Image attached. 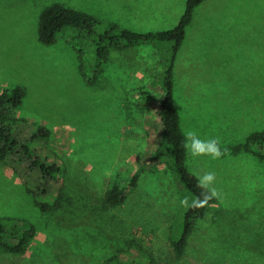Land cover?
<instances>
[{
    "label": "rangeland",
    "instance_id": "374dc122",
    "mask_svg": "<svg viewBox=\"0 0 264 264\" xmlns=\"http://www.w3.org/2000/svg\"><path fill=\"white\" fill-rule=\"evenodd\" d=\"M186 1L0 0V93L24 88L11 116L26 120L20 127L27 132L48 128L50 135L34 142L37 154L63 168V180L37 195L61 207L43 212L24 185L32 176L19 177L10 160L0 161V216L35 228L23 253L0 250V264H264V160L232 151L264 130V0H210L196 8L173 60L182 132L219 137L228 149L218 160L186 150L191 172L216 173L222 199L197 221L181 255L173 247L187 209L180 201L193 197L160 145L152 98L171 64L172 42L112 48L87 84L78 52L85 41L69 29L53 44L38 39L40 14L54 3L145 33L173 28ZM114 184L126 185L127 197L104 206ZM30 188L38 190L32 182Z\"/></svg>",
    "mask_w": 264,
    "mask_h": 264
},
{
    "label": "trees",
    "instance_id": "16d2710c",
    "mask_svg": "<svg viewBox=\"0 0 264 264\" xmlns=\"http://www.w3.org/2000/svg\"><path fill=\"white\" fill-rule=\"evenodd\" d=\"M203 1L187 0L183 14L173 28L145 33L123 28L116 22L103 20L62 3H54L42 10L37 30L39 41L46 45L55 43L58 36L68 29L86 42V46H81L78 52L81 55V65L87 70L83 74L87 84H91L101 74L112 48L123 49L152 41L172 42L171 64L165 72L160 90L156 95H152V98L156 102L155 115L160 124V145L168 148L171 167L177 174L178 185L191 193L192 201L199 196L200 189L196 187V175L185 163L187 151L183 147L184 135L173 97V60L185 37L186 27L193 18L195 8ZM24 94V88L20 85L0 93V161L10 160V164L15 165V172L19 177L32 176V181H25V188L34 196V204L41 211L48 212L61 207L62 203L56 200L51 204L38 199L37 195H45L52 184L63 180V168L61 163L49 159L48 156L37 154V144L34 142L47 138L50 130L40 125L35 130L27 132L20 127L27 123L26 120L11 116L13 109L21 103ZM232 151L251 153L264 160V130L249 133L243 142L233 146ZM138 177L139 170L134 172L130 185L135 186ZM30 182L35 184L37 193L30 188ZM126 197L127 186L114 184L105 194L104 206L121 205ZM214 201L215 199L210 201L204 208L186 209L181 233L177 240H173L177 255L185 252L197 221L206 216L209 206ZM34 231V225L29 220L9 215L0 216V250L14 254L23 253ZM147 264L154 262L150 260Z\"/></svg>",
    "mask_w": 264,
    "mask_h": 264
},
{
    "label": "clouds",
    "instance_id": "9594fccd",
    "mask_svg": "<svg viewBox=\"0 0 264 264\" xmlns=\"http://www.w3.org/2000/svg\"><path fill=\"white\" fill-rule=\"evenodd\" d=\"M183 147L193 158L211 157L213 160L220 159L228 151L221 148L219 137L201 139L195 130H187L183 133ZM196 187L200 189V194L191 203L187 198L180 201V204L187 208L199 209L206 207L210 201L222 199V192L215 186L216 173L208 171L196 175Z\"/></svg>",
    "mask_w": 264,
    "mask_h": 264
},
{
    "label": "crops",
    "instance_id": "0c3cea01",
    "mask_svg": "<svg viewBox=\"0 0 264 264\" xmlns=\"http://www.w3.org/2000/svg\"><path fill=\"white\" fill-rule=\"evenodd\" d=\"M210 0H204V2H201L196 8H201V6H203V8H204V4L207 2H209ZM181 3H182V0H181ZM158 8V7H157ZM196 8H195V10H196ZM195 10H194V13H193V18H192V20L194 19V14H195ZM180 15V14H179ZM181 16V15H180ZM180 16H179V18H180ZM178 18V19H179ZM192 20H191V22H192ZM178 22V21H177ZM190 22V23H191ZM190 23L188 24V25H190ZM186 28H188V27H186ZM187 30V29H186ZM205 31H207V30H205ZM210 31H212V30H210ZM216 32H218V30H215ZM185 34H186V32H185ZM185 38V37H184ZM184 40V39H183ZM183 42V41H182ZM182 45V44H181ZM174 78V77H173ZM191 100V99H190ZM190 107H191V105H190ZM255 131H261V130H255Z\"/></svg>",
    "mask_w": 264,
    "mask_h": 264
}]
</instances>
